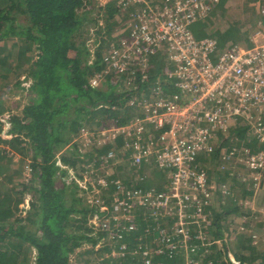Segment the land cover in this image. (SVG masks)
<instances>
[{
  "label": "built area",
  "instance_id": "built-area-1",
  "mask_svg": "<svg viewBox=\"0 0 264 264\" xmlns=\"http://www.w3.org/2000/svg\"><path fill=\"white\" fill-rule=\"evenodd\" d=\"M146 2L137 3L146 23L130 24L129 37L104 61L123 90L136 84L138 74L146 79L154 57L160 56L171 69L152 83L149 97L130 96L126 106L134 110V117L112 126L118 135L111 141L121 142L106 156L116 153L117 162L130 166L134 177L102 175L94 178L96 186L82 188L86 203L98 210L87 225L94 234H104L95 249L106 243L113 259L130 256L152 264L157 257L173 260L185 250L184 264H203L222 243L207 232L214 193L202 157L211 144L222 143L219 135L238 120L250 125L252 138L264 144V25L258 22L261 28L249 38L250 47L234 43L220 50L216 38L196 39L189 28L205 20L221 0ZM214 53L218 56L212 61ZM3 128L7 135L9 126ZM228 156L234 158V150ZM242 156L243 166L252 171L264 167V152L243 149ZM152 168L163 173V181L146 187ZM23 177L27 183L32 179L28 165ZM139 222L144 235L130 246L125 240Z\"/></svg>",
  "mask_w": 264,
  "mask_h": 264
},
{
  "label": "trees",
  "instance_id": "trees-1",
  "mask_svg": "<svg viewBox=\"0 0 264 264\" xmlns=\"http://www.w3.org/2000/svg\"><path fill=\"white\" fill-rule=\"evenodd\" d=\"M95 6L93 0H0V67L9 74H17L16 70L25 67L24 72L15 76L23 73L30 83L28 88L20 86L25 82L19 79L15 83L22 91L26 90V102L18 108L20 111L0 106V133L7 123V135L11 136L0 137V174L7 173L8 167L20 168L22 164L28 165L32 174L28 185L20 182L18 190L13 186L0 193V264H143L135 257H109L106 243L95 249L104 234H94L87 221L98 210L86 203L84 193L62 167H70L75 175L81 176L75 140L82 130L127 123L135 115L126 106L127 99L138 91L140 84L155 81L152 73L165 65L161 57H154L145 72L146 79L138 74L136 87L129 90L120 87V79L112 78L115 72L102 74L106 68L103 51L112 42L110 33L120 23L115 16L121 14L119 4L114 1L108 2L104 9L98 8L110 23L105 28L96 26L94 34L99 46L91 59L84 34L90 23L97 22L93 18ZM245 32L239 26L229 25L224 31L206 34L216 38L220 48L227 47L228 42L231 45L242 41L250 47L251 36ZM101 77L105 79L101 88L91 84ZM165 90L171 92V87L165 86ZM6 111L9 115H5ZM239 121L230 130L228 140L220 135V148L230 149L232 145L228 142L234 137L233 146L243 144L241 147H247L251 153L264 150L256 138L246 142L251 126ZM120 142L117 139L113 146L119 147ZM220 148L214 152L215 158L220 155ZM96 152L92 158L95 173L102 167L99 153L106 150ZM126 178L128 175L122 176ZM25 193L31 199L23 217L19 206ZM223 214L216 215L207 230L210 239L221 241L222 249L204 259L203 264H208V259L212 264H260V260L263 264L264 254L251 246V238L245 234L237 236L233 257L229 256L230 250L223 241V233L230 224L225 214L229 212ZM138 225L137 231L125 240L130 246L144 235L142 223ZM85 246L89 248L83 249ZM155 260L184 264V256Z\"/></svg>",
  "mask_w": 264,
  "mask_h": 264
},
{
  "label": "rangeland",
  "instance_id": "rangeland-1",
  "mask_svg": "<svg viewBox=\"0 0 264 264\" xmlns=\"http://www.w3.org/2000/svg\"><path fill=\"white\" fill-rule=\"evenodd\" d=\"M96 4L95 9H97L93 18L97 19L96 23H90L89 27H86L84 38L86 39L87 47L89 48L91 59L94 58L95 52L98 49L99 42L97 43V36L94 34L96 26L105 28L110 23L105 17L103 18V10L100 11L98 8L104 9L108 2L114 1L116 4H119V10L121 16H115L118 22L115 28L110 33V41L108 44V48L104 49L103 58H105L108 53L115 51V47H117L122 41H124L127 37H129V33L132 32L133 28H130V24H139L140 20L142 24L146 23L143 18V14L139 10V6L137 3H144L146 0H93ZM147 4V2H146ZM263 0H223L221 4L214 6L208 15V17L200 22L194 23L190 26V33L196 39H202L207 37L206 32L210 31H224L226 27L229 25L239 26L241 31L248 34V36L253 35L261 25H258V22H261L264 25V15L261 14V10L264 8ZM108 21V23H107ZM119 24V25H118ZM210 29V30H209ZM106 37L103 38L105 41ZM229 46V42L226 44ZM223 48V47H222ZM220 48V50H222ZM218 56V53H214L210 55V59L215 61ZM160 57V56H159ZM106 65V68L102 72V74L112 73L109 65ZM114 66L113 64H111ZM152 64L150 65V67ZM156 68V67H155ZM154 68V69H155ZM171 69L169 65H162V68L159 70L155 69V72L152 73L156 80L158 75L163 76L167 71ZM25 67L23 69L16 70L17 74L20 72H24ZM162 72V74H161ZM12 73H7V70H4L0 67V106L4 105L5 107H10L20 109L26 102V90L22 91L19 87L15 86V83L19 79V81L23 84L20 86H24L28 88L30 85L29 82L25 81V76L22 73L16 78ZM6 76V77H5ZM112 78L115 80L117 76L114 75ZM105 82L104 77L96 79L95 81H91V84L96 87H102ZM154 82V81H153ZM148 82L146 84H140L138 87V91L135 92L133 96L141 99V95H145L149 97L151 95L152 83ZM136 87V84L133 88ZM120 90V89H119ZM20 108V109H18ZM5 115H9L8 111L5 112ZM7 124V123H6ZM9 126V124H7ZM104 126L99 127L100 129H95L93 127V131H90L86 128V130L81 132L78 139L75 142L78 143V153L79 158H81V176L75 175V171L70 167H64L67 169L68 175L72 178V181L75 182L79 191L86 193L82 189L83 187H91L96 186L94 183L96 180L94 178H98L100 176H113V178L122 179L123 175H128V177L133 178L134 174H132V168L128 165H124V163L119 164L118 158L111 154L108 158L106 155L112 151L113 153V140L118 134V130L114 129L115 127ZM97 128V127H96ZM233 127H230L226 134L228 135L230 130ZM251 129L249 128V132ZM6 129L0 133L1 138H5L7 135L5 134ZM83 134V135H82ZM218 135L221 133H217ZM225 134V140L229 139V135ZM252 133L250 132L249 136L246 137V142L252 141ZM219 138L220 135H219ZM110 140V141H108ZM120 140V139H119ZM106 143H103L105 142ZM234 137H231L228 142L231 144V148H220V144H211L208 155L202 157L201 163L206 168L208 182L211 186V192L213 194L212 198V213L210 214L211 220L215 219V216L222 215L223 212H229V214H225L226 219L230 222L227 226L228 231L223 233V241L227 244V247L230 250L229 256L233 257V251L235 250V244L237 243V236L239 234H245L244 236L251 238V246H254L257 252L264 254V167L259 172H254L248 166H243L244 160L242 159V151L243 149H247L251 152L247 147L241 146H233ZM112 145V146H110ZM264 145V144H263ZM220 148V155L218 157H214V152ZM70 150H73L70 147ZM105 151V153H99V162H101V169L97 173L93 171V163L92 158L96 151ZM234 150L235 157L231 158L228 156L229 152ZM227 152L226 155H224ZM259 152H264L261 150ZM98 154V155H99ZM90 157V158H89ZM120 157V156H119ZM233 157V156H232ZM18 160L15 157L14 162ZM108 160V161H106ZM2 166V164H1ZM27 165L22 164L21 167L10 168L8 167L7 173L0 174V193L2 194L8 188H20V182H24V170ZM11 169V170H10ZM260 173V174H259ZM151 175V179L146 180L145 186L153 185L155 182H159V184L163 181V173L157 169L152 168L149 171ZM6 179H3V178ZM81 177V178H80ZM8 179L10 181L6 182ZM153 181L151 182L149 181ZM155 180V181H154ZM5 182V186L3 183ZM19 182V183H18ZM24 184L28 185L29 183L24 182ZM157 185V184H156ZM31 196L28 193H25L23 196L22 205L19 206L22 211V216L26 215V210L28 209V202H30ZM19 213H17L18 215ZM242 214V215H239ZM88 246L83 247V249ZM89 248V247H88ZM222 246L220 247L221 250ZM24 253L27 252L26 248H22ZM34 251L31 252V262H33ZM186 252L182 250L178 256H184V261L186 260ZM213 255V254H212ZM214 256V255H213ZM211 258L210 256H208ZM214 258V257H212ZM210 262V259L207 260V263ZM74 264V263H72ZM152 264H157L156 260L153 261ZM260 264H262L260 260ZM264 264V263H263Z\"/></svg>",
  "mask_w": 264,
  "mask_h": 264
},
{
  "label": "crops",
  "instance_id": "crops-1",
  "mask_svg": "<svg viewBox=\"0 0 264 264\" xmlns=\"http://www.w3.org/2000/svg\"><path fill=\"white\" fill-rule=\"evenodd\" d=\"M261 28V27H260ZM263 30H264V28H263ZM241 43H243V44H245L243 41L241 42ZM246 45V44H245ZM17 162V161H16ZM141 237V236H140ZM140 237H138V239L136 240V243L138 242L139 243V238ZM146 241H147V239H146Z\"/></svg>",
  "mask_w": 264,
  "mask_h": 264
}]
</instances>
